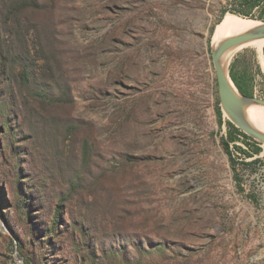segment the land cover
I'll return each instance as SVG.
<instances>
[{"label": "rangeland", "instance_id": "obj_1", "mask_svg": "<svg viewBox=\"0 0 264 264\" xmlns=\"http://www.w3.org/2000/svg\"><path fill=\"white\" fill-rule=\"evenodd\" d=\"M235 2L0 0V264H264V144L217 116ZM230 59L264 101V40Z\"/></svg>", "mask_w": 264, "mask_h": 264}, {"label": "water", "instance_id": "obj_2", "mask_svg": "<svg viewBox=\"0 0 264 264\" xmlns=\"http://www.w3.org/2000/svg\"><path fill=\"white\" fill-rule=\"evenodd\" d=\"M222 21L223 19L217 26H220ZM254 40H264V23L244 34L224 40L211 51V58L216 75L221 111L237 129L253 140L264 144V134L258 132L248 122L244 114V110L248 106L264 107V101L256 99L254 96L248 98L241 95L230 79L229 70L225 71L222 67V58L226 53Z\"/></svg>", "mask_w": 264, "mask_h": 264}, {"label": "bare ground", "instance_id": "obj_3", "mask_svg": "<svg viewBox=\"0 0 264 264\" xmlns=\"http://www.w3.org/2000/svg\"><path fill=\"white\" fill-rule=\"evenodd\" d=\"M260 24L261 23L259 21H251L241 16L233 14L225 15L221 25L215 28L211 46L214 49L224 40L244 34L250 31L251 29L255 28L256 26H259ZM242 46L237 47L235 52L242 49ZM233 55H231V57ZM231 57L230 54L226 53L225 56L222 58V67L225 71L226 63L230 60ZM244 114L248 122L258 132L264 134V107L248 106L245 108Z\"/></svg>", "mask_w": 264, "mask_h": 264}, {"label": "trees", "instance_id": "obj_4", "mask_svg": "<svg viewBox=\"0 0 264 264\" xmlns=\"http://www.w3.org/2000/svg\"><path fill=\"white\" fill-rule=\"evenodd\" d=\"M236 8L237 10L235 11L236 14L243 16L245 18H250L251 17V12L259 7L264 0H235ZM229 76L231 81L233 82L234 86L237 88L239 93L245 97L252 98L254 96L252 86H251V79L249 78L247 71L242 70L241 72H236L234 69V63H232L229 66ZM217 116L219 119V124H221V117L222 113L221 110L218 108L217 110ZM228 125V132L225 138H222V144L224 146V149L226 150L227 153L229 152V143H234L236 140V132H239V129H237L233 124L227 122ZM242 136H244L247 139H250L247 135L241 133ZM237 150L243 153L244 155H248L247 153L244 152L241 148L237 147ZM261 149L259 147L254 148L255 154L259 153ZM230 159V157H229ZM231 161V160H230ZM29 264V263H27Z\"/></svg>", "mask_w": 264, "mask_h": 264}, {"label": "crops", "instance_id": "obj_5", "mask_svg": "<svg viewBox=\"0 0 264 264\" xmlns=\"http://www.w3.org/2000/svg\"><path fill=\"white\" fill-rule=\"evenodd\" d=\"M258 61H259V66H260V69H261V72H262V66H263V64H261L260 60H258Z\"/></svg>", "mask_w": 264, "mask_h": 264}]
</instances>
